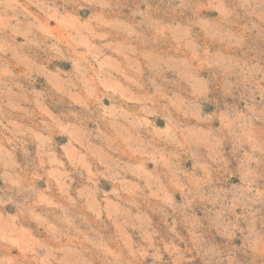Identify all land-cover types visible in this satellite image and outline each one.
Returning <instances> with one entry per match:
<instances>
[{
    "label": "rangeland",
    "instance_id": "1",
    "mask_svg": "<svg viewBox=\"0 0 264 264\" xmlns=\"http://www.w3.org/2000/svg\"><path fill=\"white\" fill-rule=\"evenodd\" d=\"M0 264H264V0H0Z\"/></svg>",
    "mask_w": 264,
    "mask_h": 264
}]
</instances>
